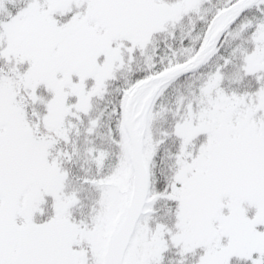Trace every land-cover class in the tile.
Masks as SVG:
<instances>
[{"label": "snow or ice", "instance_id": "obj_1", "mask_svg": "<svg viewBox=\"0 0 264 264\" xmlns=\"http://www.w3.org/2000/svg\"><path fill=\"white\" fill-rule=\"evenodd\" d=\"M208 2L0 0V264H264V0Z\"/></svg>", "mask_w": 264, "mask_h": 264}, {"label": "trees", "instance_id": "obj_2", "mask_svg": "<svg viewBox=\"0 0 264 264\" xmlns=\"http://www.w3.org/2000/svg\"><path fill=\"white\" fill-rule=\"evenodd\" d=\"M219 3V0H209V2L205 5V7L209 10H214V8L218 5ZM191 27L190 23L186 20L185 21V24H184V30L187 31L189 28ZM203 27H205L204 24L202 23H199L197 22L196 23V31H199L200 29H202ZM178 33H179V29H178ZM166 39V37L164 36H160V37H157V41L159 42L158 43V46L163 49V41ZM178 40H179V35L177 37V41L176 43L178 44ZM169 43H172L171 40H169ZM228 45H225V47H227ZM138 67H140V65H138ZM207 69H202V71H206ZM123 75V74H122ZM172 98H173V94L171 93V91L165 95L164 98H162V103H164L165 105H169L171 106V101H172ZM106 101H99L97 103V108L98 110H103L104 108V105H105Z\"/></svg>", "mask_w": 264, "mask_h": 264}]
</instances>
